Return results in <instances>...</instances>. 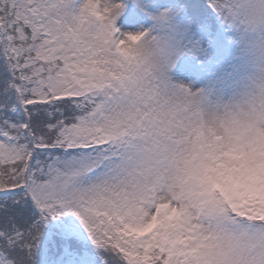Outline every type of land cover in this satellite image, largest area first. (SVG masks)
<instances>
[{
  "label": "snow or ice",
  "instance_id": "snow-or-ice-1",
  "mask_svg": "<svg viewBox=\"0 0 264 264\" xmlns=\"http://www.w3.org/2000/svg\"><path fill=\"white\" fill-rule=\"evenodd\" d=\"M0 264H264V0H0Z\"/></svg>",
  "mask_w": 264,
  "mask_h": 264
}]
</instances>
